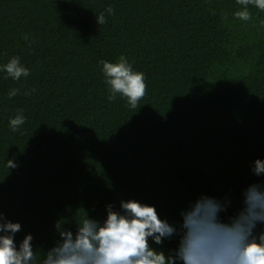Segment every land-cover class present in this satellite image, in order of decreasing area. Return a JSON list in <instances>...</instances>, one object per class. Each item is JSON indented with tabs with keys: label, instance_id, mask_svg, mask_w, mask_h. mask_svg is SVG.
Masks as SVG:
<instances>
[{
	"label": "trees",
	"instance_id": "trees-1",
	"mask_svg": "<svg viewBox=\"0 0 264 264\" xmlns=\"http://www.w3.org/2000/svg\"><path fill=\"white\" fill-rule=\"evenodd\" d=\"M109 5L115 14L98 25ZM238 9L236 0H0V64L19 56L31 71L18 82L0 73V212L21 224L17 243L32 234L40 260L57 223L75 231L86 213L102 221L122 200L155 205L177 226L201 195L231 199L221 215L234 214L241 192L264 181L251 172L264 159V12L251 8L244 22ZM120 55L145 74L135 109L107 99L99 61ZM18 110L26 123L13 132ZM151 246L167 254L178 237Z\"/></svg>",
	"mask_w": 264,
	"mask_h": 264
},
{
	"label": "clouds",
	"instance_id": "clouds-1",
	"mask_svg": "<svg viewBox=\"0 0 264 264\" xmlns=\"http://www.w3.org/2000/svg\"><path fill=\"white\" fill-rule=\"evenodd\" d=\"M239 9L232 13L234 19L253 20L251 8L264 12V0H236ZM112 6L95 16L98 25L106 23V15H114ZM227 19V15L224 17ZM264 27V21H260ZM26 41L28 36H24ZM34 43V41L30 42ZM101 71L107 86L109 102L117 96L124 98L130 108H137L146 94L145 74L134 69L128 58L120 55L115 62L101 60ZM5 79L20 81L28 78L30 69L19 56L0 64ZM19 89L7 92L9 99L19 94ZM33 88L25 95H31ZM26 123L23 110L9 118L8 126L17 132ZM9 169L17 167L14 160L6 159ZM251 172L264 177V159L253 162ZM231 199L223 200L201 195L181 210L177 226L162 219L155 205L135 199L120 201L119 207L106 205V218L97 220L87 213L75 231L64 225H55L58 239L37 260L33 235L26 234L16 242L21 231L19 222L8 220L0 212V264H264V181L248 185L241 192V206L225 220L222 213L231 207ZM178 237V246L167 254L151 246H160L165 240ZM151 241V244H150Z\"/></svg>",
	"mask_w": 264,
	"mask_h": 264
}]
</instances>
